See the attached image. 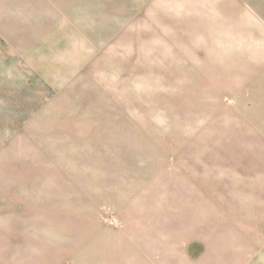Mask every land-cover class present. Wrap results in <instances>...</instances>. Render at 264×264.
I'll return each instance as SVG.
<instances>
[{"label": "rangeland", "instance_id": "rangeland-1", "mask_svg": "<svg viewBox=\"0 0 264 264\" xmlns=\"http://www.w3.org/2000/svg\"><path fill=\"white\" fill-rule=\"evenodd\" d=\"M230 5L0 0V264L264 247V16Z\"/></svg>", "mask_w": 264, "mask_h": 264}, {"label": "crops", "instance_id": "crops-1", "mask_svg": "<svg viewBox=\"0 0 264 264\" xmlns=\"http://www.w3.org/2000/svg\"><path fill=\"white\" fill-rule=\"evenodd\" d=\"M230 4L232 1V6L230 5V8L227 9V12L229 15H239V14H246L248 16H250L251 14H257L260 16H264V0H246V6L243 3L242 5L238 4L237 2H235L236 0H229ZM235 7H237V9H235ZM227 14V15H228ZM247 28V27H246ZM249 30H254L253 27H249ZM264 39V37H263ZM2 68L1 63H0V69ZM8 114L10 115L11 112L10 110L7 111ZM11 116V115H10ZM135 234L134 235H130L127 234L128 236H130V240L131 243H138V241L135 242ZM262 235H264V233H260ZM124 234L122 233V236ZM247 235H252L250 233H248ZM248 239H250V237H248ZM253 239L258 242L259 241V237H253ZM129 241V240H128ZM130 241H129V245H131ZM262 243V242H258V243H252L251 241H247L245 242L243 245V249H242V253H228V257L229 260H233L235 262H240L242 264H264V247L261 246H257V244ZM101 245V244H99ZM102 247V245H101ZM103 248V247H102ZM100 248V250L98 251V255L99 253H106V249H102ZM105 255H103L104 257ZM228 259V258H227ZM229 264V262L227 263Z\"/></svg>", "mask_w": 264, "mask_h": 264}]
</instances>
